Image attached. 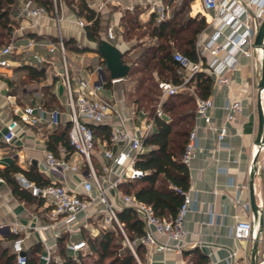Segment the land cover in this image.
I'll return each mask as SVG.
<instances>
[{"label":"built area","instance_id":"obj_1","mask_svg":"<svg viewBox=\"0 0 264 264\" xmlns=\"http://www.w3.org/2000/svg\"><path fill=\"white\" fill-rule=\"evenodd\" d=\"M100 1L101 4L94 10L97 16H101L107 2L116 0ZM183 1L171 0L174 4H181ZM197 1L192 2V12L197 10L205 18L208 26L213 28L214 34L207 42L203 40V32L199 35L196 44L197 62H193L182 51L174 53V60L180 66L178 75L181 82L179 84L168 81L159 82L162 97L154 117H150L144 111L139 112L137 109L138 112L136 111L126 118L119 106L102 94V90L108 82V78L106 79L103 74L104 66L100 65L95 68L94 73L97 75L95 81H91L82 70L78 69H76L75 76L72 77L68 51L61 28L63 1L52 0L53 10L51 12L45 6L32 0H23L21 3L18 17L28 21V24H20L15 28L9 43L0 47V73L3 70L13 69V67L33 66V58H37L41 64L53 68L54 77L58 79L63 87V94L67 96L65 105L68 111L63 113L60 109L48 110L41 102L24 106L17 105L12 108V119L6 125L3 141L6 144H12L22 126L37 127L40 124H46L49 129L54 130L62 124L64 116L66 121L71 124L68 132L69 142L74 149V154L83 159V169L86 168L87 173L81 189L71 188L56 179V176L64 177L69 171L73 173L82 171L77 159L73 163L68 160L64 147L60 149L62 154L60 157H57L52 151L45 150L43 160L38 166L39 172L50 179L51 184L39 187L24 175H16V180L23 189L31 191L35 197L50 201L53 206L50 217L60 221L68 230L76 224L79 215L96 202H100L105 207L107 221L116 222L122 230L117 211L109 199L110 193L117 191L122 196L125 207L133 208L145 222V233L136 240V243L145 247L147 254L153 252L183 253L185 250L188 233L184 228V223L193 204L190 192H182L183 203L176 217L168 221L158 217L152 206L139 201L133 195L123 194L120 191V185L145 176V172L136 167L139 157L147 150L145 140L154 130L155 118H166L163 102L168 97L180 92L187 91L193 94L196 97L197 105L196 122L190 132L182 157L183 163L189 169L197 156L198 120H203L209 130L216 131L217 148H224L228 128L226 125L221 128L213 126L214 101L211 98H200L196 95L194 87H189L188 84L198 72L206 71L216 78L218 85H229L228 74L236 69L239 55L247 58H252L254 55L260 59L264 58V48L255 46L257 28L264 22V0H246L245 2L243 0H199V3ZM141 6L144 10L155 15L158 23L165 22L170 18L171 6L166 0L146 1ZM130 10L133 11L134 7H131ZM45 19H51L56 23L58 32L56 39L41 41L28 38L25 44L18 42V34L34 30ZM76 24L81 29H85L91 23L84 19H78ZM105 39L110 43H116L114 45L119 49L124 44V40L118 38L116 28L111 25L107 27ZM39 47L45 48L52 59L38 54L36 49ZM79 48L82 46L79 45ZM207 54L212 57L211 61L206 60ZM22 55L24 56L23 60L17 59ZM56 56L60 57L61 68L56 67L54 59ZM119 81L111 79L112 84ZM263 92L264 90L260 91V96ZM224 109L227 112V121L234 122L241 116L243 105L241 102L228 101ZM139 113L144 115V119L140 124L134 125V119ZM115 119L117 122H114ZM130 123H133L134 126L130 127ZM95 126H109L111 129L110 137L107 142H103L104 146L101 151L108 163L102 166L101 171L97 170L92 158L98 143L93 131ZM261 151H264V146H258L257 153ZM1 163L2 155L0 153V167ZM220 170L223 169L220 168ZM5 182L4 177L0 174V184ZM178 192L181 191L178 189ZM258 208L259 214L264 218V202L260 203ZM6 227L14 236L11 249L16 254V263L27 264L23 235L28 232L29 228L20 222H14L9 225L1 224L0 230ZM53 227L54 225H47L36 227V229L41 231ZM259 229L260 226L256 224V220H239L234 226L231 236L236 241L254 242L259 235ZM59 237L58 235L57 239ZM126 241L138 263L142 264L134 245L127 237ZM44 243L45 250L40 259L42 264H49L54 258V254L52 248L46 242ZM66 248L70 254L77 256L78 252L86 248V243L85 241L68 242ZM232 256H236V253H233ZM55 257L59 260L57 256ZM258 264H264V259Z\"/></svg>","mask_w":264,"mask_h":264},{"label":"crops","instance_id":"obj_2","mask_svg":"<svg viewBox=\"0 0 264 264\" xmlns=\"http://www.w3.org/2000/svg\"><path fill=\"white\" fill-rule=\"evenodd\" d=\"M89 6L95 10L101 4L100 0H86ZM152 2L153 0H116L115 2H107L105 10L101 13V19L105 30L104 36L109 25L116 28L119 39L124 40L121 47L122 51L129 50V42L125 38L124 27L122 25L123 16L130 8H139V20L146 24L151 20L152 14L144 10L141 6L143 2ZM244 2L246 0H243ZM23 0H18L14 8V19L17 21V27L20 24H28V21L18 17L19 7ZM199 3V0L197 1ZM172 10V7H171ZM133 12V11H131ZM63 22L61 24L63 36L65 39L75 40L78 46L89 48L87 52L70 51L68 59L70 62V71L82 70L91 81L97 79L94 70L97 66H104L106 76L109 72L106 69V63L100 54L95 50V44L87 38L85 29H81L76 24L78 16L73 10L62 6L61 11ZM200 15L197 10L192 12L191 16ZM171 16V15H170ZM202 16V15H201ZM203 17V16H202ZM245 20V18L243 17ZM16 27V28H17ZM203 40L207 42L214 34L213 28L203 31ZM56 23L51 19H45L34 30L27 33L18 34V42L25 44L28 38L45 41L56 39L57 37ZM114 43V42H113ZM116 44V43H114ZM38 54L52 59L43 47L36 49ZM92 52L93 54H89ZM26 58V56H25ZM17 59H24L19 56ZM56 67L61 68V60L59 56L54 57ZM206 60L211 61L212 57L207 54ZM262 62L263 59L254 55L247 58L242 55L238 56L236 69L229 72V85H218L214 76V85L211 98L214 101L215 108L212 110L213 126L221 128L224 125L228 128V136L225 139V147L217 148L216 131L206 128L203 120H198V150L197 156L192 161L189 168L190 171V189L189 192L193 199L191 212L186 217L184 228L187 231L185 250H193L199 248L209 256L211 264H251L253 241H236L232 236L233 228L239 220H256L250 204V181L251 172L255 168L254 175V193L257 204L264 202V151L257 153L258 134H259V84L262 79ZM25 66L13 67V69L3 70L0 73V153L2 155V163L0 173L13 165L19 166L24 170H30L32 167L37 168L43 160L44 151L48 150L47 141L49 136L56 130H51L46 124H40L37 127L22 126L18 130V136L12 144H6L3 141V134L6 125L12 119V108L15 106L30 105L42 102L46 98V93L53 94L60 103L61 111L66 113V99L64 94L60 92L61 84L54 77L53 68L46 64H41L37 58H33V68L41 70L45 73L46 78L41 82L30 81L26 83L30 86L27 102H18V98L13 91L17 86V79L20 75L23 80L27 77ZM110 76V75H109ZM129 81V85L133 84L127 77L119 82L106 84L107 99L114 101L122 111L126 118L135 113L138 109L136 104L129 102L128 92L124 89V82ZM262 108L264 112V92L261 94ZM241 102L243 112L238 120L234 122L227 121V112L224 109L228 102ZM138 112V111H137ZM144 119V115L139 113L134 119V125L140 124ZM63 122H66L65 116ZM114 122H117L115 119ZM63 123V124H64ZM130 123V127L134 126ZM97 149L95 152V167L101 171L102 166L108 161L102 154L103 142L97 141ZM62 146H59L61 149ZM60 155H62L60 153ZM78 160L82 167L80 173L67 172L64 177L56 179L71 188L81 189L86 177V168L83 169L84 161L78 155H71L68 160L73 163ZM222 168L223 170H220ZM225 170V171H224ZM23 175V174H22ZM110 202L116 211L125 208L123 198L117 191H112L109 195ZM53 209L50 201L44 199L43 205L26 204L18 200L12 193L10 186L5 182L0 184V225H9L14 222H20L26 225L29 230L23 235V247L25 251L37 244L45 243L50 246L55 256L58 255L57 236L69 234L70 242L83 241L82 230L90 229L89 221L93 217H102V221H98L96 228L90 229L93 236L98 235L102 230L107 229L112 223L107 221L105 207L100 203L89 206L86 211L79 215L78 221L68 230L60 221L52 219L50 213ZM259 224V220H256ZM54 225L53 228L47 230H37L36 227ZM12 236L8 228L0 230V240ZM74 240V241H72ZM5 246H11V242L3 241ZM45 250V248H44ZM236 253V256H232ZM258 261L264 259V229L261 234V241L258 247ZM142 264H185L183 253H146Z\"/></svg>","mask_w":264,"mask_h":264},{"label":"trees","instance_id":"obj_3","mask_svg":"<svg viewBox=\"0 0 264 264\" xmlns=\"http://www.w3.org/2000/svg\"><path fill=\"white\" fill-rule=\"evenodd\" d=\"M32 1L45 6L50 12L53 10L52 0ZM64 1L78 16L84 17L91 23L85 31L88 40L95 44V50L98 52L101 43L106 41L101 16H97L86 0ZM193 1L184 0L181 4H174L171 0H166L172 7L171 16L162 23L157 22L155 15H152L148 23H141L139 8H135L133 12L127 11L123 16L121 23L125 29V38L148 37L150 40L149 44H138L126 51L120 49L123 63L130 68L127 78L134 83L136 90L133 95L132 91L129 92L130 96H134L129 102L136 104L139 112L144 111L150 117L155 116L161 101L162 92L159 89V82L168 81L175 84L181 82L178 75L180 66L174 60V53L182 51L193 62L198 60L197 40L208 28V24L201 15L191 16ZM17 2L18 0H0V47L9 43L17 27V21L14 19ZM65 45L69 52L90 51L89 48H79L77 42L72 39H65ZM136 50H140L136 58L130 57ZM25 69L27 83L41 82L46 78L45 73L39 69L31 66H25ZM136 75H142V78H137ZM108 82L111 83L109 74ZM147 82L152 84L147 86ZM213 85V77L206 71L198 72L188 84L189 87H194L196 95L203 99L211 96ZM41 103L48 110L61 109L57 98L48 92ZM196 106V97L187 91L170 96L163 102L166 118H155L154 130L145 140L147 150L136 163V167L144 171L145 176L120 185L123 194L133 195L139 201L152 206L156 215L164 220L171 221L176 217L184 200L182 192L190 189V171L183 163L182 157L196 122ZM63 123L49 136L47 147L49 151L60 157L59 146H62L66 149L69 158L74 154L68 138L71 124L67 121ZM93 131L96 141L102 142H107L111 133L109 126H95ZM96 149L92 157L95 165ZM0 174L18 200L30 205L44 204V199L35 197L31 191L23 189L16 180V175L23 174L39 187L51 184V180L42 175L37 168L24 170L13 165ZM178 189L181 192H178ZM117 217L123 231L116 222H113L109 228L102 230L96 236L84 233L83 241L86 243V248L78 252L77 256L70 254L66 248L67 243L70 242L69 234H62L57 240L59 260L54 255L49 264H139L127 244L126 237L134 245L139 259L143 261L147 251L145 247L137 244L136 240L144 235L145 222L133 208L128 207L117 211ZM13 240L14 236H9L3 241L10 243ZM3 241L0 240V264H17L16 254L13 253L11 246H5ZM25 253L27 264H42L40 257L44 253V246L41 243ZM183 254L185 264H211L209 256L199 248L184 250Z\"/></svg>","mask_w":264,"mask_h":264},{"label":"water","instance_id":"obj_4","mask_svg":"<svg viewBox=\"0 0 264 264\" xmlns=\"http://www.w3.org/2000/svg\"><path fill=\"white\" fill-rule=\"evenodd\" d=\"M255 46L259 48H264V22L260 27L257 28L256 36H255ZM98 53L100 56L103 57L106 63V69L109 72L110 78L112 80H123L129 74V66L124 64L122 61V52L121 50L111 44L108 41H104L98 48ZM104 77L107 79L106 72L103 73ZM259 90H264V58L262 62V79L259 84ZM63 87H60V92L62 93ZM258 112H259V134L257 143L259 146H264V112L261 105V96H259V105H258ZM254 175H255V168H253L251 172V181H250V204L252 211L256 217V220H259V235L257 236L256 240L254 241L253 249H252V263L251 264H258V247L261 241V234L264 229V218L262 215L259 214L258 204L255 198L254 193Z\"/></svg>","mask_w":264,"mask_h":264},{"label":"rangeland","instance_id":"obj_5","mask_svg":"<svg viewBox=\"0 0 264 264\" xmlns=\"http://www.w3.org/2000/svg\"><path fill=\"white\" fill-rule=\"evenodd\" d=\"M63 1V3H64V5H66V7H68V8H70V5L68 6V4H66L65 3V1L64 0H62ZM71 9V8H70ZM72 10V9H71ZM81 19H84L85 21H86V19L84 18V17H82ZM63 22V21H62ZM103 30H105V27H104V25H103ZM143 32V31H142ZM126 40L129 42V49H131V48H133V46H136V45H138V44H149L150 43V40H149V38L148 37H143V38H137V37H132V38H126ZM111 44H113L114 45V43L113 42H111ZM67 49V48H66ZM67 51H68V49H67ZM140 50H136V51H134L131 55H130V57H132V58H136V55L138 54V52H139ZM69 52V51H68ZM89 54H93L92 52H90ZM135 60V59H134ZM75 73H76V71H73V72H71V75H72V77H74L75 76ZM23 76L24 75H20V77H18V79H17V86H16V88H15V90L13 91V94H15L16 96H17V98H18V102H27V101H29V99H30V97H27V94L28 93H25V92H28V91H30V86L28 85V84H26L27 83V81L26 80H28V79H24L23 80ZM136 77L138 78V77H140V78H142V75H136ZM157 81V80H156ZM129 81L127 80V81H125L123 84H124V89H125V91L126 92H128V90H131L132 91V95L136 92V90H135V86L133 85V84H131V85H129V83H128ZM152 84V82H147V86L148 85H151ZM106 87H104L103 88V90H102V94H103V96H107L105 93H106ZM130 91V92H131ZM128 95H127V97L129 98V100H133L134 99V96H130L129 95V93H127ZM63 98H67V96H66V94L63 96ZM111 100V99H110ZM100 221H102V217L101 216H98V217H93L90 221H89V226H90V229H92V228H96L97 226H98V223ZM90 229H88V228H84L83 230H82V232H83V234H82V237H84L85 235H84V233H86V235H92L93 233L90 231ZM93 236V235H92ZM72 241H74V240H72Z\"/></svg>","mask_w":264,"mask_h":264}]
</instances>
